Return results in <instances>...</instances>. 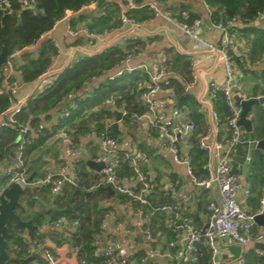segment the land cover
Here are the masks:
<instances>
[{"label": "built area", "instance_id": "obj_1", "mask_svg": "<svg viewBox=\"0 0 264 264\" xmlns=\"http://www.w3.org/2000/svg\"><path fill=\"white\" fill-rule=\"evenodd\" d=\"M36 2L37 0H20V7L22 10L31 9L36 5ZM111 2L113 0H95L78 12L68 10L61 20L89 9L95 10L98 17L107 16V11L104 8H100V6L103 4L108 5ZM120 2L119 27L108 28L100 32L93 31L86 24L69 28L68 32L71 37L77 38L83 35L91 41L101 42L102 46L96 52L75 47L69 56L67 68L83 61L86 57L106 52L116 46L118 39L132 35L142 29L146 21H138L131 13L143 9L151 11L154 17L162 19L165 22L164 24L171 26L173 30L188 37L195 47L206 51L217 63L222 64L225 68L226 78L224 82H209L199 99L201 108L209 114L210 120L204 132L196 138L197 124L195 121L190 117H185L180 108L174 109L171 115H167L160 108V103L155 99L157 94L174 92L171 79L173 72L170 68L169 56L162 55L158 57L155 54H150L149 63L129 67L128 64L134 58L141 56L143 50L128 52L120 64V66H126L127 68H118L113 74L109 75V80L112 81L134 71H140L147 76V79L139 85L141 98L145 106L143 114L135 112L129 114L128 103L121 101L119 97H113L107 103L113 109L121 112L123 117H130L135 124L147 122L150 128V136L157 137L161 146L173 157L174 162L187 169L191 188L194 191L201 190L211 192L214 195L213 199L207 204L205 214V224L208 227L205 234H201L200 231L205 224L200 230H197L192 211L186 206L175 203L164 204L159 207L152 205L151 197L158 192V184L153 171L151 169L146 170L143 167V163L149 161L145 152L139 151L135 156L128 155L127 160L133 169V174L129 176L120 175L115 163L112 161L114 151L118 147V139L112 137L109 133L110 127L115 123L107 125L106 130L98 134L104 154L95 161L105 163L106 167L97 172L98 184L96 187H111L117 195L126 196L138 203L140 207L136 211L137 222L135 225L139 233L148 244L165 246L166 253L177 262L195 264L196 257L194 253L197 250L196 246L202 240L205 241L211 252L212 264H218L217 255L219 248L226 240L236 243L242 249V255L236 260L235 264H246L245 254L252 247L257 256L264 257V250L254 247L257 244L264 243V228L258 226L254 221L256 215L264 213V194L260 199V211L254 214L248 205L240 202L241 182L232 173L230 167V162L239 146L243 144L257 145L258 142L246 138L247 131L243 125L239 124L242 109L236 107L235 102L236 96H240L244 100L249 99L241 96V89L236 82L237 66L234 57L230 54L233 46V29L237 25H243L244 23L238 16L224 18L214 23L216 30L221 32L223 36L222 44L218 45L205 37L204 23L199 17L192 21H187L188 17L182 20L178 15H174L171 12L167 3H160L162 1L120 0ZM10 8V0H0V11L4 12ZM205 9L211 19L212 10L206 4ZM161 30L162 28L150 32L148 36L153 38ZM116 31L119 32L118 38H110L111 34ZM127 40L131 43L140 39L135 37ZM48 73L52 75L58 74L52 71ZM190 73L192 79L184 85V95L189 93L190 89L201 77L200 66L193 58L190 60ZM15 76L16 72L12 70L10 78L5 83V88L0 90V95H10V92L17 88L18 82L12 79ZM219 100H222L227 107L226 116H223L216 108ZM10 102L11 106L9 109L0 115V130L3 127L17 128L19 124L17 117L27 105L25 100L14 102L10 98ZM80 103L81 100L69 103L68 107L63 111V118L69 119L75 111L79 110ZM261 107L264 109V103L261 104ZM183 117L186 118L184 122L181 121ZM254 117L255 114L253 112H250L247 116L249 120H253ZM39 128L42 130L44 127L40 125ZM17 129L20 142L15 148V163L8 168L0 170V177H9L10 183L8 185L15 182L26 190L27 188L48 187L53 196L59 195L65 187L79 186L81 181L79 164L81 163V157L84 155L83 147L76 145L73 140H69L65 148V154L71 161H66L65 158L61 157L60 160L65 167L59 172H49L45 176L29 182L24 148L25 145L30 144L28 134L31 131V127L28 124L19 125ZM61 134L68 136L65 132H61ZM190 138L192 140L195 139L196 142L189 143L188 147H184L185 140ZM196 151L203 153L205 156V160L199 168L197 164L200 161L197 159ZM251 164L252 158L248 156L245 165L251 167ZM177 185H180L179 181L172 182L168 179L167 186L161 188V193L165 197H172ZM250 196L251 192L247 190L245 198L249 199ZM196 201V194L190 193L187 202L194 204ZM158 215L163 218V225H155L153 223V218ZM110 219H112V215L109 212L105 213L100 229L104 230ZM48 225L55 230L51 235L45 236L40 229L35 230L34 236L28 233L22 234L28 244L27 253L29 255L39 253L44 264H63L54 252L47 247L56 235L61 236L64 241L71 240L73 242L72 250L80 258V264H98L80 256L82 246L80 244L81 235L79 234L81 222L79 220L60 218ZM116 227L123 230L125 238L117 248H109L102 252L96 251L95 257L105 259L102 264H130L131 262L133 255L128 252L126 246L130 243V235L133 231L123 223H116ZM166 232L174 233V238H168Z\"/></svg>", "mask_w": 264, "mask_h": 264}, {"label": "crops", "instance_id": "obj_2", "mask_svg": "<svg viewBox=\"0 0 264 264\" xmlns=\"http://www.w3.org/2000/svg\"><path fill=\"white\" fill-rule=\"evenodd\" d=\"M150 1L160 2V0ZM120 3V0H113V2L108 4L111 7L110 11H116V21L119 20ZM160 3H167L174 15H182L184 17L194 15L197 18H201L204 23L205 37L218 45L222 44L223 36L221 32L214 27V23L205 9V2L203 0H194L190 3H182L180 0H164ZM184 7L186 9H183ZM83 15L87 17L81 20L80 16ZM93 17H98V14L95 10L91 9L84 10L82 13L74 16H69L56 23L54 28L46 33L36 44L26 48L22 52L10 56L8 63L4 66L0 76V90L5 88V83L10 78L9 76L12 70H15L16 72V76L12 79L18 82L17 88L10 92V98L14 102L20 100H25L27 102L29 99L34 98L43 91L51 88L60 73L67 69L69 56L75 47L90 49L95 52L101 48L102 43L99 41H91L83 35L73 38L68 32L71 26L78 27L82 24H90ZM145 21L142 29L134 32L132 35L118 39L116 45L125 46L130 43L127 39L135 37L139 38L140 41L147 43H145L146 47L143 50V54L134 58L128 64L129 67H135L142 63H149L148 58L150 54H155L158 57L166 55L169 56V58H172V54L177 53L184 57L186 61L188 60L190 62L191 58H193L198 63L201 70V77L187 94L196 102V106L191 104L180 105L175 89L173 93L157 94L155 99L160 103V108L165 111L167 115H171L174 109L180 108L185 117H190L196 122L197 132L195 138L199 137L206 129L210 120L209 114L201 108L199 99L203 95L206 85L209 82H224L226 78L225 68L222 64L217 63L206 51L202 49L199 50L195 47L188 37L173 30L171 26L164 24L165 22L162 19L153 16L151 19ZM207 21H210L212 26H209ZM248 26L264 31V13L249 25H237L233 29V46L230 50V54L234 57L237 66V85L241 89V96L245 98L264 96V49L262 51H257L255 57L252 55L251 43L254 35L247 30ZM161 28L162 30L153 38L148 36L150 32H154ZM118 33V31L112 33L110 38H118ZM45 41L53 43L54 47L57 49L56 56L52 58V63L48 70L35 82L23 83L20 74L17 71V68L20 65L26 63V59L24 60L22 55L24 53H30L33 54V59H36L40 46ZM171 58L170 60H172ZM184 66V63H180L175 69H171L173 72L171 79L179 81L183 86L188 83L185 82L181 75L183 74ZM125 67L126 66L117 67L113 72L118 70V68ZM51 71L58 74H49L48 72ZM113 72L87 83L82 89L70 95L65 100L64 105L67 104L66 102H68L69 105V103L73 101H83L89 98L104 80L110 79L109 75L113 74ZM137 104V109L139 110L140 108L145 107L141 95L137 98ZM134 107L135 104L132 102L130 108L132 109ZM99 110L112 112V116L105 119L106 125L115 123L120 130L118 147L115 149L112 158L113 163L116 165V169H122V171L124 170V173H127V167H129L127 156H135L139 151L145 152L148 155L149 161L146 163L144 162L143 167L146 170L151 169L153 171L158 184V192L151 197L152 205L155 207V205L158 204L159 197H164V200L166 201L186 206L192 211L195 220V227L199 223H201L203 227L205 224L207 204L213 199L214 195L211 192L201 190L194 191L191 188L187 169L174 162L173 157L165 151L157 137L150 136V128L147 122L144 121L140 124H135L128 116L123 117L121 121L117 122L114 112L118 110L110 107L107 102L102 107L95 109L96 112ZM63 111L64 110L62 109L59 113H52L49 121L42 122L40 124L44 127L42 130L40 128L37 130L31 128V131L29 132L31 135L30 140L33 142L32 139L37 138V133H41L43 130H53V128L57 126L59 118H63ZM252 112L255 114V117L252 120L253 132H247L246 138L252 141H258L264 139V130L260 132L257 131L258 127L264 129V109L261 105H258L253 107ZM185 117L181 119L182 122L186 120ZM86 119L88 122L85 121V119H82L76 123L75 128L61 129L48 139L44 145L36 150L30 157L27 171L29 170V172L33 174H40L41 177L49 172H59L65 167L60 160L61 157L65 158L66 161H71V159L67 158L65 154V148L69 140H73L76 145L83 147L84 155L92 160H97L103 156L104 150L98 139V133L94 130L97 124L96 118L90 116L89 112L86 114ZM79 125L84 126V128L90 127L93 131L91 132L83 128L81 133H79ZM61 132L67 133L68 136L66 137L62 135ZM195 142V139L192 140V138L185 140L184 147H188ZM248 156H251L252 158L251 167L245 165ZM14 163L15 159L7 158L3 162H0V170L8 168ZM230 163L232 164V169L234 171L232 173L236 175L241 182L242 190L239 193L240 202L248 205L252 212L257 214L260 211V199L264 194V171H262L264 168V152L258 150L256 145L243 144L239 146ZM79 166L80 171H83L86 174L87 180L91 183V189L89 191H93L95 184L98 182V173L90 169L83 160H81ZM197 166L199 168L200 163L197 164ZM40 176L35 179L41 178ZM168 179L172 182H180V185H177L172 197H165L161 193V188L167 186ZM247 190L251 192L249 199L245 198V192ZM190 193L196 194L197 201L194 204H189L187 202ZM117 196L118 195L109 200L97 198L99 208L108 209V212L112 215V219L108 221L107 227L104 230L99 229L98 234L94 237L96 251L98 250V252H102L109 248H117L122 244L125 234L123 230L116 227V223H123L133 231L130 235V243L126 246L128 252L133 255L130 264H182L166 253L164 249L165 246L148 244L145 242L135 225L137 222L136 211L138 205L130 199H123L122 196L121 198H118ZM154 224L163 225V220H159V218L156 217L154 219ZM38 229H40L45 236L51 235L55 232V230L48 224L43 225V227ZM166 236L168 238H174L175 234L166 232ZM72 246L73 242L71 240L64 241L61 236L56 235L53 237L51 243L47 245L63 264H80V258L73 252ZM254 247H256V245ZM241 255V247L230 240H226L219 248L217 262L218 264H235L236 260ZM38 257L40 260H36L32 264H44L42 257L40 255ZM245 258L246 264H264V257L257 256L253 247L245 254Z\"/></svg>", "mask_w": 264, "mask_h": 264}, {"label": "trees", "instance_id": "obj_3", "mask_svg": "<svg viewBox=\"0 0 264 264\" xmlns=\"http://www.w3.org/2000/svg\"><path fill=\"white\" fill-rule=\"evenodd\" d=\"M11 8L6 11H0V54L4 47H6L10 53V56L24 51L26 48L36 44L41 37L51 31L56 23L64 18L68 10L78 12L85 6L90 5L95 0H37L36 5L31 9L22 10L20 7V0H10ZM164 1V0H160ZM182 3H190L194 0H180ZM206 5L212 10L211 20L213 23H217L224 18H231L238 16L244 23L249 25L254 22L260 14L264 13V0H203ZM186 6V5H183ZM100 8H104L107 11V16L93 17L92 22L88 26L93 31H103L108 28H116L120 26L119 20L116 21V11H110V6L103 4ZM183 9H186L185 7ZM138 21L149 20L153 17V13L147 9L135 11L131 13ZM81 20L87 16H80ZM182 20L185 17L178 15ZM197 18L194 15H189L187 21H192ZM254 38L251 43L252 55L255 57L257 51L264 49V31L258 30L253 27L248 29ZM146 42L136 41L128 43L125 46L116 45L108 49L106 52L97 54L94 56L86 57L83 61L65 69L55 80L53 86L34 98L27 101V105L22 109L17 119L19 125H29L34 130H37L42 122H47L51 119L52 113L61 112L66 109L68 104L64 105L65 100L74 92L82 89L87 83L96 78H100L108 73L113 72L121 62L125 59L128 52H136L138 50H144ZM57 54V49L52 42L45 41L41 44L38 56L33 59V54L24 53L22 58L26 59V63L20 65L17 71L20 74L21 81L23 83H33L39 77H41L50 67L52 58ZM171 58V57H170ZM172 60H170V68L175 69L178 64L184 63L183 74H181L185 82L191 81L190 62L177 53L172 54ZM172 64V65H171ZM5 65L0 64V76L2 74ZM177 71V70H176ZM147 79V76L140 72L134 71L129 74L123 75L116 80H104L99 88L86 100L81 101L80 108L75 111L69 119L59 118L58 124L53 130H43L41 133H37L38 137L30 140V144L25 145L24 157L26 169L29 166V160L32 154L38 150L44 143L55 135L58 131L65 128H75L76 123L80 120L86 119V114L90 112V116L96 118L95 131L99 134L106 130L105 119L112 116V112L106 110L95 111L96 108L102 107L108 100L113 97H119L121 101H126L129 105V114L136 112L143 114L145 107L138 108L137 98L141 95V90L138 89L139 85ZM172 87L176 90L177 99L180 105H197L188 95H183V85L177 81L172 80ZM135 104L134 108H130L131 103ZM11 106L10 95H0V115L4 113ZM64 107V108H63ZM217 110L223 115H227V107L222 100H219L216 104ZM98 114V115H97ZM262 123V122H261ZM264 124V121H263ZM17 128L3 127L0 130V162L5 159H15L14 149L8 151L6 155V149L19 137V131ZM78 132L84 126H78ZM88 131H93L89 128H84ZM264 130L258 127L257 131ZM109 133L112 137L118 139L120 130L117 124L110 127ZM263 135V134H262ZM30 134L28 138L30 139ZM196 156L200 165L203 164L205 156L203 153L196 151ZM128 171L124 173L122 169L118 170L120 175L129 176L133 174V169L129 162ZM264 171V168L262 169ZM28 172V181L32 182L40 174H33ZM31 173V174H30ZM81 181L78 187H65L63 191L53 196L48 187L44 188H27L23 196H27L28 204L33 206L36 201H40L43 204V211L34 214L33 218L30 217L24 220H32L33 224L37 228L43 227V225L51 224L52 222L60 219L67 218L70 220H79L81 227L79 234L81 235L80 244L82 250L81 257H85L90 262H96L102 264L104 258L95 257L96 247L94 237L98 234L100 224L105 213L108 209H100L98 206L99 199H112L115 196L110 195L108 192L103 191L104 186L93 188L92 195L87 196L86 193L91 189L90 182L87 180L86 174L81 171ZM41 177V176H40ZM89 182V183H87ZM10 183L9 177H0V194ZM117 195V194H116ZM123 199L127 198L122 196ZM129 199V198H127ZM164 197H159L158 205L171 204L170 201L164 200ZM131 200V199H130ZM133 201V200H131ZM134 202V201H133ZM135 204L140 205L136 202ZM21 215V214H20ZM22 216V215H21ZM159 220H163L161 216H157ZM153 218V223H154ZM197 230L202 228V224L199 223L196 226ZM9 232L16 236L15 239L9 240L8 252L10 255V264H20V260L30 256L27 253L28 244L24 239V233H28L34 236L36 231H27L26 228L17 226L15 224L9 225ZM195 264H212L211 252L202 240L196 246ZM40 260L39 257L34 258L29 264L34 261ZM42 264V263H41ZM182 264H186L185 262Z\"/></svg>", "mask_w": 264, "mask_h": 264}, {"label": "water", "instance_id": "obj_4", "mask_svg": "<svg viewBox=\"0 0 264 264\" xmlns=\"http://www.w3.org/2000/svg\"><path fill=\"white\" fill-rule=\"evenodd\" d=\"M207 24L209 26H212V23L210 21H207ZM9 57L10 53L8 49L4 47L0 54V64L6 65L8 63ZM235 102L236 107L242 109L239 124L243 125L248 133H252L253 121L249 120L247 116L250 112H252L254 106H258L264 103V97H252L244 100L242 97L236 96ZM66 103L68 104V102ZM114 114L117 122L122 120L123 116L121 112L115 111ZM19 142L20 137H17V139L6 149V155H8V151L10 149L16 148ZM256 147L258 150L264 152V139L258 140ZM81 160H83L90 169L96 172H100L106 167L105 163L96 162L95 160H92L85 155L81 157ZM102 190L108 192L112 196H116V192L111 187H104ZM25 192L26 189H24L20 184L13 182L12 184L4 188V190L0 194V264H10L8 242L9 240L16 238L15 235L9 232L10 224H15L17 226L26 228L27 231H35L38 229L37 226L33 224L32 220H24L20 215V212L26 211V208L21 202V199ZM86 195L90 196L92 195V192L89 191L86 193ZM117 197L121 198L120 195H118ZM254 221L258 226L264 228V213L256 215L254 217ZM207 227L208 225L205 224L200 233L205 234ZM256 247L264 250V244H257ZM39 255V253H36L23 258L20 260V264H29L34 258L38 257Z\"/></svg>", "mask_w": 264, "mask_h": 264}, {"label": "rangeland", "instance_id": "obj_5", "mask_svg": "<svg viewBox=\"0 0 264 264\" xmlns=\"http://www.w3.org/2000/svg\"><path fill=\"white\" fill-rule=\"evenodd\" d=\"M230 167H231V171L234 172L233 169H232V164L231 163H230ZM21 202L24 205V207L26 208L25 212H20V214L22 215L23 219H28L30 217L33 218L34 214H36L37 212L39 213V212L43 211V204L41 203L42 202L41 199H40V201H36L33 206H30L28 204L27 196H23L22 199H21Z\"/></svg>", "mask_w": 264, "mask_h": 264}]
</instances>
